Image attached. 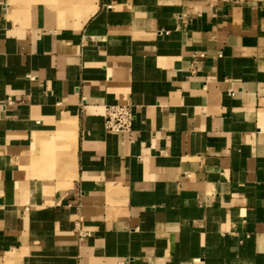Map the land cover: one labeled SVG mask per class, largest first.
Listing matches in <instances>:
<instances>
[{
  "label": "crops",
  "instance_id": "0c3cea01",
  "mask_svg": "<svg viewBox=\"0 0 264 264\" xmlns=\"http://www.w3.org/2000/svg\"><path fill=\"white\" fill-rule=\"evenodd\" d=\"M0 255L264 264V0H0Z\"/></svg>",
  "mask_w": 264,
  "mask_h": 264
},
{
  "label": "built area",
  "instance_id": "2783aa9c",
  "mask_svg": "<svg viewBox=\"0 0 264 264\" xmlns=\"http://www.w3.org/2000/svg\"><path fill=\"white\" fill-rule=\"evenodd\" d=\"M234 95V91H230ZM133 105L128 104H112L105 108V128L110 132H131L133 128ZM81 234L84 232L80 231ZM0 264L4 263V256L0 255Z\"/></svg>",
  "mask_w": 264,
  "mask_h": 264
}]
</instances>
